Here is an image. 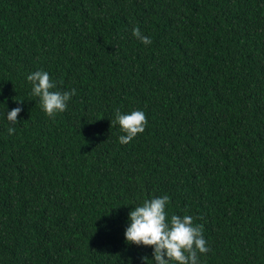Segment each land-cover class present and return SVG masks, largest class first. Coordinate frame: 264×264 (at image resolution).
Listing matches in <instances>:
<instances>
[{
  "label": "trees",
  "instance_id": "1",
  "mask_svg": "<svg viewBox=\"0 0 264 264\" xmlns=\"http://www.w3.org/2000/svg\"><path fill=\"white\" fill-rule=\"evenodd\" d=\"M37 69L76 90L51 118ZM165 194L200 264H264V0H0V264H141L127 213Z\"/></svg>",
  "mask_w": 264,
  "mask_h": 264
},
{
  "label": "clouds",
  "instance_id": "2",
  "mask_svg": "<svg viewBox=\"0 0 264 264\" xmlns=\"http://www.w3.org/2000/svg\"><path fill=\"white\" fill-rule=\"evenodd\" d=\"M132 35L143 44H151L150 37L144 35L138 27L132 28ZM25 79L31 85V95L37 98L39 107L50 118L63 112L70 98L76 94L74 88L53 90L56 89V82L50 79L48 72L40 69L28 73ZM21 110L20 107H14L6 115L3 113V118L9 122V135L15 131L12 125L17 124ZM112 123L119 125L124 133L118 136L119 143L127 144L144 131L147 120L140 109L128 112L117 109ZM168 203L169 196L165 194L149 197L133 206L127 213V223L123 230L125 244L151 248V258L140 256L141 264H200L198 254L208 251L202 226L194 224L191 215L172 214L169 217L165 211Z\"/></svg>",
  "mask_w": 264,
  "mask_h": 264
}]
</instances>
